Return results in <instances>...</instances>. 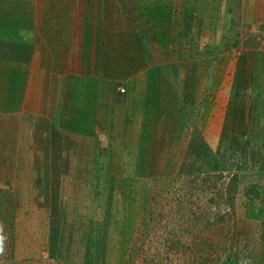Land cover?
Segmentation results:
<instances>
[{
	"label": "rangeland",
	"instance_id": "374dc122",
	"mask_svg": "<svg viewBox=\"0 0 264 264\" xmlns=\"http://www.w3.org/2000/svg\"><path fill=\"white\" fill-rule=\"evenodd\" d=\"M220 7L198 45L124 52L85 105L73 89L59 157L101 176L59 175L51 202L0 192V264H264V42L239 5ZM174 153L185 168L167 164Z\"/></svg>",
	"mask_w": 264,
	"mask_h": 264
},
{
	"label": "crops",
	"instance_id": "0c3cea01",
	"mask_svg": "<svg viewBox=\"0 0 264 264\" xmlns=\"http://www.w3.org/2000/svg\"><path fill=\"white\" fill-rule=\"evenodd\" d=\"M233 2L264 42V0H226ZM221 9L220 0H0V192L16 189L51 202L58 199L59 175L74 178L82 169L85 180L99 179L95 165L59 157L67 146L62 130H73L61 124L60 107L73 104L75 87L84 105L95 99L92 83L124 52L128 59L167 58L187 47L186 37L198 45ZM153 65L148 73L165 80L175 71ZM61 87L63 101L53 100ZM175 158L167 164L185 168L186 161Z\"/></svg>",
	"mask_w": 264,
	"mask_h": 264
}]
</instances>
